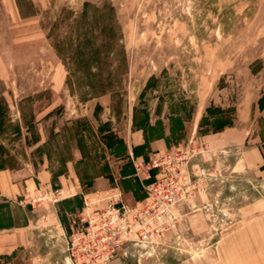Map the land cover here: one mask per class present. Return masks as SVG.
<instances>
[{"label": "rangeland", "instance_id": "obj_1", "mask_svg": "<svg viewBox=\"0 0 264 264\" xmlns=\"http://www.w3.org/2000/svg\"><path fill=\"white\" fill-rule=\"evenodd\" d=\"M18 2L23 15L16 0H0V112L4 114L0 161L19 177L37 175L44 168L56 176L52 186L41 185L22 206L19 201L8 206L16 225L35 216L38 208L52 207L50 214H43L47 218L35 217L38 242L31 249L43 246L41 235L48 232L43 228L54 233L51 222L56 221L65 236L78 224L83 204L79 192L90 195L119 188L129 207L142 199L144 189L134 176L132 155L127 160L111 155L97 127L109 121L131 152L138 142L137 134L130 131L132 108L142 106L138 96L153 76L152 87L145 93L151 111L157 97L166 100L172 93L176 98L193 96L195 113L182 140L162 147L150 145V152L139 156L137 163L156 151L207 146L197 140L196 127L210 103L230 110L231 128L247 136L243 146L221 152L218 158H210L209 149L199 156L209 176L179 209L180 223L155 251L187 252L189 262L198 257L203 264H218V260L228 264L230 253L264 250V242L227 240L228 235L244 234L257 222L255 216L261 211L245 207L264 202V176L246 170L242 163L247 147L259 148L264 160V109L258 107V99L264 96V0ZM86 2L91 5L82 15ZM105 4H111L113 12L103 10ZM76 43L82 44L78 57L71 54ZM89 48L98 54L87 65L78 54ZM167 109L166 103L161 104L162 114ZM120 168L131 175L120 176ZM58 174L69 180L63 179L61 185ZM55 190L60 192L58 202L42 199L44 194L53 196ZM251 231L261 233L259 226ZM56 261L44 260L23 247L0 255V264ZM62 261L71 264L66 239Z\"/></svg>", "mask_w": 264, "mask_h": 264}, {"label": "built area", "instance_id": "obj_2", "mask_svg": "<svg viewBox=\"0 0 264 264\" xmlns=\"http://www.w3.org/2000/svg\"><path fill=\"white\" fill-rule=\"evenodd\" d=\"M207 146H187L150 153L148 160L132 158L134 176L144 196L133 207L123 202L114 188L94 194L79 192L83 204L78 224L65 236L67 259L71 264H110L126 249L150 256L164 244L180 223L179 209L195 196V187L209 176L199 158ZM60 192L42 199L59 201ZM40 200V199H39Z\"/></svg>", "mask_w": 264, "mask_h": 264}, {"label": "crops", "instance_id": "obj_3", "mask_svg": "<svg viewBox=\"0 0 264 264\" xmlns=\"http://www.w3.org/2000/svg\"><path fill=\"white\" fill-rule=\"evenodd\" d=\"M131 134H137L138 137V142L132 145V147L140 145L142 143L141 131H131ZM246 137V134L240 133L233 128H228L219 133L199 136L197 137V140L205 143L208 146V149L212 153L210 158H216L215 155H217L218 158L221 152H231L234 149L243 146ZM150 145L151 147L153 145L162 147L165 146V142L163 140H157L152 142ZM128 153L131 156V152ZM136 158L139 160L138 157ZM263 162L264 160L262 151H260L259 148L247 147L242 151L243 168H245L246 170L254 172L258 171L259 175L264 176V168H261ZM60 176L62 175H57V177L61 179L59 180V183H61V185L63 179L65 180V182L69 180V177L65 179L64 176ZM54 177L52 173L46 170V168L42 169L37 175H26L21 177L17 176L14 170H0V199L6 202L8 206L11 205V203L17 201H19L20 205L22 206V202L26 203V199L33 197L36 194L37 190H39L41 185H44V188L52 186L51 182ZM72 189H74V187H72ZM67 197L72 198V196ZM57 205L60 206V204ZM257 206L259 208H256ZM245 208L253 212L255 210L261 211L258 216H255L257 217V222H254L255 224L249 226L250 230H244V234H238L237 236L228 235L227 240L231 242H264V202L249 204ZM51 210L52 207L50 205L45 209L38 208L37 210L33 211L37 214L35 216L32 215V217L28 218L25 223L16 225L13 222L12 227L1 229L0 233L2 234L0 235V255L10 254L17 247H23L26 251H28V253L34 252L35 254H40L42 259L44 260L53 258L57 260L56 264H63L62 260L65 257V234L60 226V228L56 227L59 224L57 225V222L54 219L53 221L55 222L50 223L51 226L55 227L54 233L50 228H43V230H46V232L48 231L47 233L41 235L42 240L40 241L42 242L43 246L37 250L31 249L33 243L38 242L36 241L37 235L34 234L37 233L34 224L38 222L34 221L35 217H46L47 215L43 214L45 212L50 214ZM254 226L260 227V234L252 233L251 229ZM58 229L60 230V232ZM171 241L172 240H168L167 242L171 243ZM44 245L47 248H45ZM151 255L152 256L149 258L144 257L145 259H143L141 256H139L138 252H131L125 249L122 254L115 260H113V262H111L110 264H203L199 262L200 258L198 257L195 258V261L189 262L187 252L177 250L175 251L163 249L162 251H154ZM228 255V264H264V250L242 251L232 254L230 253ZM191 258L194 259L193 257ZM217 263L219 264V260L217 261Z\"/></svg>", "mask_w": 264, "mask_h": 264}, {"label": "trees", "instance_id": "obj_4", "mask_svg": "<svg viewBox=\"0 0 264 264\" xmlns=\"http://www.w3.org/2000/svg\"><path fill=\"white\" fill-rule=\"evenodd\" d=\"M19 13L21 15V7L16 0ZM91 5L89 3H84L82 8V15L86 14V8ZM103 10L107 12H113L114 8L111 4H105ZM73 19L70 21L69 25H72ZM109 28L112 25L109 24ZM71 45L74 42H70ZM110 42L106 43L108 46ZM78 45V46H77ZM82 44H77L74 48V54L76 57L79 48ZM53 47L57 50V45L53 44ZM98 51L96 49H87L83 53L78 54L80 58H84L89 64H93L94 58L97 56ZM60 56V54H59ZM108 57V56H106ZM66 64V63H65ZM89 73V72H87ZM155 78L150 77L147 81L145 89L138 96L142 101V106L134 105L131 113V131H141L142 133V143L140 145L134 146L131 149L132 157H146L150 152V144L157 140H163L165 144L170 145L171 143H176L182 140L186 136V124L192 119L195 113L196 101L193 96L187 97H175L174 94H167L166 100L163 97H157V102L155 109L151 111L148 106L150 98L146 96L147 89L152 87L153 80ZM166 103L168 109L163 114L161 113V104ZM259 110L264 109V96L258 99ZM230 110H225L219 106L209 104L204 108V111L197 123L196 134L199 136H205L209 134H215L224 131L225 129L233 127V118L230 116ZM3 113L0 112V134L3 131ZM28 127V125H26ZM111 124L109 121L103 122L98 125L97 132L101 139L102 144L109 150L110 154L123 159H129V153L127 151L126 142L124 138L117 136L111 130ZM16 134L20 133L19 126L15 129ZM80 143V142H79ZM0 149H3L0 146ZM4 162L0 161V170H10ZM264 167V166H263ZM119 174L122 177H129L131 175L130 170L124 171L122 168L119 170ZM53 175V174H52ZM60 175V174H58ZM55 175H53L54 177ZM11 216L8 212V204L0 199V230L12 227Z\"/></svg>", "mask_w": 264, "mask_h": 264}]
</instances>
